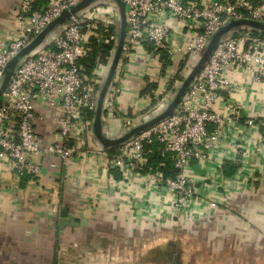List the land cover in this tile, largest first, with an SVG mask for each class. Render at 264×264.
Here are the masks:
<instances>
[{"label":"built area","instance_id":"2783aa9c","mask_svg":"<svg viewBox=\"0 0 264 264\" xmlns=\"http://www.w3.org/2000/svg\"><path fill=\"white\" fill-rule=\"evenodd\" d=\"M80 1L21 0L14 27L0 41V80L21 49ZM121 1L125 37L101 117L109 139L144 120L153 102L152 114L171 101V89L180 86L223 24L264 23V0ZM118 25L113 2H93L20 60L0 102V171L19 189L25 179L39 180L44 164L61 178L79 161L87 180L103 182L106 190L103 207L91 199L85 210L104 211L112 227L140 234L215 228L217 213L238 217L242 209L233 199L264 184V114L245 112L236 98L239 80L264 86V34L238 29L225 35L170 116L104 149L92 122L117 43L109 29L118 32ZM112 39L101 61L98 49ZM143 62L148 69L140 68ZM147 83L157 90L144 93ZM139 101L140 110L134 107ZM45 118L54 135L47 140L37 132Z\"/></svg>","mask_w":264,"mask_h":264},{"label":"crops","instance_id":"0c3cea01","mask_svg":"<svg viewBox=\"0 0 264 264\" xmlns=\"http://www.w3.org/2000/svg\"><path fill=\"white\" fill-rule=\"evenodd\" d=\"M20 1L0 0V41L4 40L7 31L14 27V11ZM37 1L42 3L43 0ZM140 68L148 69V65L144 64ZM131 79L133 80V78ZM238 85L236 98L242 104L245 112L253 110L264 114V86L241 80ZM37 125V132L45 140L54 136L53 130H49L48 118L40 120ZM259 160L261 168L264 169V156H260ZM84 168L85 166H81L79 161H76L73 166L68 168L66 174L62 173V177L58 178V174L51 172L47 164H44L41 178L35 183L25 179L19 183V189H16L10 174L0 171V178L3 180L0 182V186L4 188H0V264H70L71 261L73 262L79 257L74 258L68 255L69 243H71L69 239L67 240L69 235L79 234L81 236V230L85 229H93L101 233L102 230H106L104 229L106 219L108 221L106 227L116 229L112 228L113 225L109 222L110 219L106 212L93 214L91 211L92 213L89 214L85 210L84 202L91 199L93 202L98 199L100 207H103L104 202L101 200H105L103 195L106 190L103 182L88 181L86 174L83 173ZM232 204L235 207L240 204L244 214L255 213L252 221H245L243 215L237 217L228 213L224 216V221L219 229L208 224V226L198 227L187 234L184 232L160 233L161 235L155 236V241L157 243L168 241L169 251L168 253H158L157 261L166 260L169 264L182 261L185 252L183 245L188 247L189 254L196 255L199 251L198 245L206 243L204 240H200L202 242L199 243L197 237L205 234V231H212L213 236L217 238L215 242L205 241L213 249L215 248L214 254L210 250L209 252L208 250L202 251L203 258L206 259L204 261L220 262L221 264H264V184H259L257 190L248 191L241 198H234ZM64 208H67L66 213L64 212L66 225L59 233L58 229H61L59 226L60 212ZM219 216L220 214L217 213L215 220ZM75 217H79L81 220H76L77 225H69L70 220ZM232 218L236 219V222ZM247 225L249 226L247 227ZM122 228L125 227L122 226ZM80 236L78 237L80 238ZM110 241L102 239L100 247L107 248ZM79 242L82 243V240L79 239ZM87 243L88 241H83L85 247L88 246ZM124 243L127 246L137 245L135 241ZM151 244L153 245V243ZM38 246H40L39 251L43 252V248L45 249L42 256L51 254L48 259L37 261L35 255L38 252ZM239 247H243V249ZM248 247L252 249L251 252H248ZM26 248L30 251L23 254ZM177 248L179 254L176 257L175 250ZM106 251L108 253L98 252L96 255H99L100 258L109 257L112 260L110 264H134L133 258H129L130 255L127 256L126 252L122 253L123 258L119 260L112 256L113 249L103 252ZM151 252L152 250H148L149 256ZM83 253V255L81 254L83 258H86L88 254L90 257L94 256L89 252ZM139 261H144L143 264H146L148 259L140 257Z\"/></svg>","mask_w":264,"mask_h":264},{"label":"water","instance_id":"95a60500","mask_svg":"<svg viewBox=\"0 0 264 264\" xmlns=\"http://www.w3.org/2000/svg\"><path fill=\"white\" fill-rule=\"evenodd\" d=\"M100 1V0H81L77 5L73 6L69 11H64L57 19L47 25V27L38 35L36 36L26 47L21 49L14 58L8 62L3 70L1 80H0V102L2 100V95L7 88V85L10 81L12 76L13 70L20 62V60L33 52L36 48H38L47 37L52 35V33L61 25H63L70 17V15L79 12L80 10L88 7L93 2ZM116 6L118 11L119 17V25H118V32H117V43L115 47L114 54L111 59V63L109 66V70L107 76L104 80V83L99 91L97 106L94 112L93 122H92V132L95 140L101 145L104 149H114L119 146L122 142L126 141L129 137L150 128L151 126L155 125L157 122L163 120L164 118L170 116L176 105L178 104L182 94L185 90L189 87L190 82L193 78L199 73L204 63L207 61L213 50L216 48L219 41L228 33L238 30V29H251L253 31L260 32L264 34V23L249 19H233L228 21L227 23L223 24L218 30L211 36L209 39L206 47L204 48L203 52L201 53L198 60L195 62L193 67L191 68L188 75L184 78L180 86L177 88H172L171 93L173 94L171 101L166 104V106L159 110L158 112L154 113L150 118L142 120L139 124L131 127L125 133H123L120 137L116 139H109L103 135V125H102V113H103V103L106 92L111 85V80L116 69L117 63L120 59V54L122 50V44L125 37V13H124V4L121 0H110ZM66 211L67 208H64L60 212V220L59 226L61 229L65 227L64 219L66 218ZM65 212V213H64ZM76 220L80 221L79 217L72 218L70 220L69 225H77ZM178 255L176 254V257ZM172 259V258H170ZM172 261V260H171ZM179 261L176 262V264Z\"/></svg>","mask_w":264,"mask_h":264},{"label":"rangeland","instance_id":"374dc122","mask_svg":"<svg viewBox=\"0 0 264 264\" xmlns=\"http://www.w3.org/2000/svg\"><path fill=\"white\" fill-rule=\"evenodd\" d=\"M132 91L129 92V94H131ZM154 104L153 105H150V107L148 108L147 112H144L142 114L141 117H143L142 119H147L148 117L150 118L153 114V110H152V106L156 105L157 102H153ZM134 107L137 108L140 110L144 107V104L141 103V101L137 102V103H134ZM241 213V216L243 215L245 217V221H252V218L253 216H255L254 214L255 213H246L244 214L243 211L240 212ZM257 215V214H256ZM104 217V216H102ZM234 220V222H236V219L232 218ZM224 221V216H219L216 220V223H218V225L216 226L218 229L221 227L222 223ZM109 222L114 225V222H111L109 220ZM108 224V221L106 219L105 221V227L104 229L106 230H102L101 233L100 231H94L93 229H85V230H81L82 234L81 236L78 234H71V236L69 235V237H67V240L69 239L71 241V243H69V249H68V255L70 257H74L76 258L77 256L79 258H76L74 259V261L70 264H110L112 262V260L108 258H100L99 255H96L98 254V252H101L102 254H105V253H108L107 251L106 252H103L104 250H112L113 249V252L112 253V256L114 258H118L119 260H121V258H123L122 256V253L126 252L127 253V256L130 255L129 258H133L134 260V264H142L139 260H140V257H142L145 253L147 254V251H151V250H154L155 248H158L160 250H164V248L166 247L165 245H161L163 243H157L156 245L155 244H151L149 242H141L140 244L136 242L137 245H134V246H127L125 245L124 242H130V241H134L136 239H145L149 236H156L160 233H163V234H166V232H149V231H144L142 232V234H140L139 232H135V231H132L130 232L127 228H122V227H118L116 229H109L108 226L106 227V225ZM251 225V224H249ZM247 225V227L249 226ZM113 228V227H112ZM109 229V230H107ZM197 229V228H196ZM196 229H193V230H190V231H186L184 232L185 234L187 233H191L192 231L196 230ZM59 233H61V231H63V229H58ZM58 233V234H59ZM108 234V235H106ZM156 234V235H155ZM161 235V234H160ZM213 232L212 231H208L206 232L205 231V234H202L201 236L197 237L198 239V242H202L200 240H204V242L206 243H201L202 245H204L202 247V245H198V253L195 255L192 254H189L188 252V247L183 245L184 246V254H183V260H182V264H221L220 262H217V263H214L213 261H204L206 259H204L203 257V252L202 251H205V250H209L212 251V253L214 254V249L213 247L205 240H210V243H212V241L215 242V240L217 238H215L213 236ZM80 236V238L78 237ZM82 240V243H78L79 239ZM106 240V239H109L111 240L110 243H108V246L107 248H103L102 246L100 247V244H101V240ZM86 240L88 241V246H84L83 244V241ZM127 240V241H126ZM90 243V244H89ZM149 244V246H148ZM240 249H243V247H239ZM249 248V247H248ZM40 249V246L37 247V254L35 255L37 258V261H40V260H46L48 259V257L51 255H47V256H42L43 252H45V249L43 248V252L42 251H39ZM23 250V249H22ZM26 250V251H25ZM24 250V253L23 254H27L30 250L28 248H26ZM29 250V251H28ZM178 248L175 250V254L178 255ZM252 249L249 248L248 249V252H251ZM83 252H89L91 254H94V256L92 255L91 257L86 255V258H83ZM208 252H205L208 254ZM117 253V254H115ZM82 254V255H81ZM101 255V254H100ZM99 257V258H98ZM111 257V256H110ZM128 259V258H127ZM136 259V260H135ZM117 260V261H119ZM124 260V259H123ZM180 262V261H179ZM150 263V262H149ZM176 263V262H175ZM175 263H172V264H175ZM25 264V263H23ZM113 264V263H112ZM148 264V262H147ZM153 264H165L163 262H159V263H153ZM169 264V263H168Z\"/></svg>","mask_w":264,"mask_h":264},{"label":"trees","instance_id":"16d2710c","mask_svg":"<svg viewBox=\"0 0 264 264\" xmlns=\"http://www.w3.org/2000/svg\"><path fill=\"white\" fill-rule=\"evenodd\" d=\"M108 34H110V35H112L113 36V38L114 37H116V34H117V32H115V29L113 28V27H111L110 29H109V33ZM51 36V35H50ZM114 46V40L112 39V40H110L107 44H105V45H100V47H99V49H98V52H99V56H100V60L101 61H104V58L106 57V56H108V54H109V52L111 51V49H112V47ZM95 57V55L94 54H92V58H94ZM164 57H165V55L164 54H162V60L164 59ZM164 65H166L167 63H166V61H164ZM157 90V85L155 84V83H147V87H146V89L144 90V93H146V92H148V93H151L152 91H156ZM142 94H143V92H142ZM156 235V234H155ZM157 236V235H156ZM164 239L166 240V238L164 237ZM135 242H137V243H141V242H143V243H145V242H149V243H153V244H157V242L155 241V236H149V237H147V238H145V239H141V238H139V239H136V240H134ZM158 243H162V242H158ZM149 245V244H148ZM158 245V244H157ZM163 245H165L166 247L164 248V250H160L159 249V247L158 248H155L154 250H152V252L150 253V256H149V253H148V251H147V253H148V255L145 253L142 257H144L145 259L147 258L148 259V261H146V262H148V264H153V263H159L160 261H157V259H158V253H162V252H166V253H168V251H169V248H168V241H164V243H163ZM179 254V253H178ZM147 255V256H146ZM165 257H168L167 255H165ZM150 262V263H149ZM161 262H163V263H165V264H168V261H166V260H161ZM182 261H180V262H178L179 264H182L181 263ZM147 264V263H146Z\"/></svg>","mask_w":264,"mask_h":264},{"label":"flooded vegetation","instance_id":"af4514ba","mask_svg":"<svg viewBox=\"0 0 264 264\" xmlns=\"http://www.w3.org/2000/svg\"><path fill=\"white\" fill-rule=\"evenodd\" d=\"M142 264L144 263V261L141 262Z\"/></svg>","mask_w":264,"mask_h":264}]
</instances>
